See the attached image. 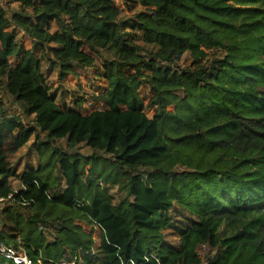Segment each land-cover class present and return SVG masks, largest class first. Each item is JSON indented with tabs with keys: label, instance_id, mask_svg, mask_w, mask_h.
Wrapping results in <instances>:
<instances>
[{
	"label": "trees",
	"instance_id": "obj_1",
	"mask_svg": "<svg viewBox=\"0 0 264 264\" xmlns=\"http://www.w3.org/2000/svg\"><path fill=\"white\" fill-rule=\"evenodd\" d=\"M131 1L0 2V240L31 264H264V0ZM104 54L106 108L59 102L51 70Z\"/></svg>",
	"mask_w": 264,
	"mask_h": 264
},
{
	"label": "rangeland",
	"instance_id": "obj_2",
	"mask_svg": "<svg viewBox=\"0 0 264 264\" xmlns=\"http://www.w3.org/2000/svg\"><path fill=\"white\" fill-rule=\"evenodd\" d=\"M115 3L122 9V17L123 20L127 21L128 19H132L136 16V14L142 10V7L132 2L131 0H114ZM3 4L9 5V12L10 10L16 11L19 10V4L12 3L11 0H0ZM21 41L24 42L27 47L31 46V42L28 38H21ZM106 54L98 56L97 65L95 68H88V69H76V75L74 74H63L60 75L58 69H52L51 73L48 76L49 84L53 87V91H57V96L59 102L66 101L67 105L70 107H76L79 105V109L82 111H95L101 110L106 108L104 103L99 101V98L104 93L107 88V83L103 78V58H107ZM190 62V60H188ZM48 65H45V70L47 69ZM143 96L148 98L150 96L148 88H142ZM183 95V94H181ZM5 107L11 114H22V109L16 105L13 100L8 97L5 100ZM148 115L151 117L153 115V111H149ZM58 146H62L63 148L66 147L65 140H59L57 142ZM23 152V151H22ZM21 152V153H22ZM81 154L84 156H89L90 151L88 148H82ZM30 159V161H34ZM24 163V162H23ZM13 187L15 190H19L21 185L18 181H13ZM87 230H90L87 227ZM94 238L96 244L99 243L100 232L99 230L94 231ZM201 256L203 259L208 256L210 253L209 247L205 246L201 249Z\"/></svg>",
	"mask_w": 264,
	"mask_h": 264
},
{
	"label": "built area",
	"instance_id": "obj_3",
	"mask_svg": "<svg viewBox=\"0 0 264 264\" xmlns=\"http://www.w3.org/2000/svg\"><path fill=\"white\" fill-rule=\"evenodd\" d=\"M12 197L13 194H11L8 199ZM6 201L7 198L0 197V224H1V210L4 204L6 203ZM0 256L12 260L16 264H31V262L29 261L26 255H24L23 253H19L14 248L5 245L1 240H0Z\"/></svg>",
	"mask_w": 264,
	"mask_h": 264
}]
</instances>
